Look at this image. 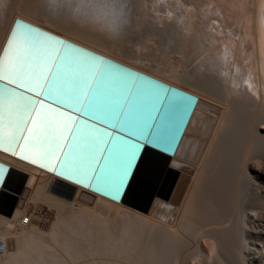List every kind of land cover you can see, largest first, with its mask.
<instances>
[{"label":"bare ground","instance_id":"1","mask_svg":"<svg viewBox=\"0 0 264 264\" xmlns=\"http://www.w3.org/2000/svg\"><path fill=\"white\" fill-rule=\"evenodd\" d=\"M43 1L53 21L121 34L146 93L172 106L120 192L111 161L80 188L0 152V264H264V0ZM79 31L60 37L132 68Z\"/></svg>","mask_w":264,"mask_h":264},{"label":"snow or ice","instance_id":"2","mask_svg":"<svg viewBox=\"0 0 264 264\" xmlns=\"http://www.w3.org/2000/svg\"><path fill=\"white\" fill-rule=\"evenodd\" d=\"M72 48L31 25L13 27L0 49V151L76 183L111 161L120 192L145 146L157 147L149 129L172 105ZM121 131L132 138L117 149ZM4 176L0 166V184Z\"/></svg>","mask_w":264,"mask_h":264},{"label":"rangeland","instance_id":"3","mask_svg":"<svg viewBox=\"0 0 264 264\" xmlns=\"http://www.w3.org/2000/svg\"><path fill=\"white\" fill-rule=\"evenodd\" d=\"M44 1L43 0H0V17H3V18H0V41H5V39H6V37H7V35H8V30H10V28H11V26H12V24H13V22H14V20L15 19H18V20H21V21H23V22H26L27 20H29L30 18L32 19V18H36V21H38L37 22V27H39V28H41V29H43V27L45 28V26H46V28H48V29H46L45 28V30H48L49 32L50 31H52L53 30V32H51V33H55V35H57V36H61V35H65L67 32L69 33V32H78L79 30L81 31H79L80 33H82L83 35H87V36H91V37H93V38H99L100 40H101V42L102 43H104L105 45H106V47H107V49L110 51V54L113 56V57H115V58H120L119 60H121V61H123V62H126L127 61V63L130 65L131 64V66H132V68H134L133 66L135 65V64H132V62H130V60H128L127 59V57H124V56H126L125 55V53H123L124 52V48H123V46H124V44L123 43H121V41L119 42L118 40H119V36L118 35H121V34H117V33H115V31H113V34H112V32H108V33H106L107 31L104 29L103 30V28H98L99 29V31H97L98 29H97V27H94V26H92L91 27V25H90V27H89V29L88 28H86V30H84V29H82V28H80L79 29V27H78V31H77V26L75 25V23H74V25L72 24V23H70V22H68V23H64V22H60V21H53L52 19H50V15H49V13H48V10L45 8V5H44V3H43ZM7 3V4H6ZM41 3H42V6H41ZM1 5H3V7L1 6ZM5 15V16H4ZM10 19V20H9ZM50 21H49V20ZM52 20V21H51ZM45 21V22H44ZM46 22H48V23H46ZM44 23V24H43ZM50 23V24H49ZM52 23V24H51ZM46 24V25H45ZM54 24V25H53ZM61 24V25H60ZM70 24H71V26H70ZM50 25H51V27H50ZM65 25V26H64ZM54 26H55V28H54ZM59 26H61L60 28H59ZM57 27V28H56ZM65 27V28H64ZM95 29H94V28ZM53 28V29H52ZM64 30H63V29ZM66 29V30H65ZM74 29V30H73ZM82 29V30H81ZM101 29V30H100ZM58 31V32H57ZM64 31V32H63ZM89 31V32H88ZM92 31V32H91ZM103 31V32H102ZM106 31V32H105ZM93 32H95V33H93ZM84 33H88V34H84ZM106 33V34H105ZM90 34V35H89ZM94 34V35H93ZM97 36H96V35ZM108 34V35H107ZM112 36H110V35ZM114 34H117V35H114ZM93 35V36H92ZM105 35V36H104ZM109 36V37H108ZM117 36V37H116ZM115 38V39H114ZM117 40V41H116ZM121 47H120V46ZM121 48V49H120ZM122 55V56H121ZM166 55V54H165ZM165 55H162V54H160V56L163 58V61H165L164 59H165V57L166 56H169L168 54L165 56ZM170 56H172L173 58H174V56L173 55H171L170 54ZM173 58H172V60L170 59V57H169V59H168V57H166V60L168 59V61H167V64L169 63V66L165 63V62H163V61H160V65L162 66V63H163V66L162 67H164V65L166 64L167 66H168V68L169 69H171L172 67H174L173 65H174V61H173ZM124 59V60H123ZM126 60V61H125ZM160 60H162V59H160ZM165 63V64H164ZM165 65V66H166ZM167 66H166V68H167ZM137 67V66H136ZM159 66H157V67H151V68H148V70H147V72H150V73H153L154 71V73L155 74H159V76H161L162 77V71H161V69L162 68H158ZM167 68V69H168ZM135 69V68H134ZM153 70V71H152ZM202 70V69H201ZM157 72V73H156ZM203 72L204 71H202L200 74H199V78H201L202 76H203ZM206 73L207 72H205V77H206ZM200 75H202V76H200ZM207 75H208V73H207ZM180 86V85H179ZM179 89H181L180 87H178ZM155 89L158 91V90H162V88L159 86V85H156L155 86ZM172 91H173V88H172ZM199 93V92H198ZM17 164H22V165H24L22 162H16ZM2 165V164H1ZM13 165H14V163H13ZM256 165H258V166H260L259 165V163H257ZM2 166H4V165H2ZM31 167H33V164L32 165H30ZM35 166V165H34ZM13 167V166H12ZM15 167H19V166H17V165H15ZM21 167V166H20ZM263 167H264V164L262 163V165H261V167H259V168H261L262 170H264L263 169ZM4 168H5V175H8L9 174V168H6L5 166H4ZM23 168H24V166H22L21 168H19V169H17V170H14V171H19V170H23ZM25 168H27L26 166H25ZM14 169V168H13ZM10 171H13V170H10ZM5 177V176H4ZM5 185V184H4ZM3 185V187H7V185H5L4 186ZM89 188V187H88ZM3 189V188H2ZM5 189V188H4ZM8 189V190H7ZM87 189V188H86ZM89 189H91V188H89ZM6 190L9 192V188H6ZM88 190V189H87ZM4 191V190H3ZM4 193H7L6 191L4 192ZM3 193V194H4ZM118 195H117V197H120V193H117ZM4 195H6V194H4ZM4 195H3V197H4ZM1 197H0V211L1 210H3L4 209V206H5V203H4V198H2V195H0ZM264 208H262L260 211H263V212H260V211H258L259 212V215H258V212L256 213V219H257V222L255 221L252 225H253V227H252V225H251V227L254 229V230H260L262 227H264L263 225H264V214L263 215H261L262 213H264V210H263ZM261 213V214H260ZM261 218V216H263L262 218H263V220H262V218L260 219L259 217ZM258 223V224H257ZM260 224H261V226H260ZM255 227V228H254ZM258 227V228H257ZM251 228V229H252Z\"/></svg>","mask_w":264,"mask_h":264},{"label":"water","instance_id":"4","mask_svg":"<svg viewBox=\"0 0 264 264\" xmlns=\"http://www.w3.org/2000/svg\"><path fill=\"white\" fill-rule=\"evenodd\" d=\"M23 24L31 25V26L35 27L36 29H38V30H42V31H44L46 33H49V34L53 35L57 39L66 41L68 44H70V45L73 46V48L71 49L72 51H75L76 49H83L86 53H89L90 54V56H88L87 59L92 60L95 57L102 58V62H104V66L107 69H110L115 76L130 78V79H133V80L139 79L141 77V75L139 74V72L137 70H135V69H133V68H131L129 66H126V65H124V64H122L120 62H117V61H115L113 59H110V58H108L106 56H103L101 54H98V53H96L94 51H91V50H89V49H87V48H85L83 46H80V45H78L76 43H73V42L67 40V39H64V38H62L60 36H57V35H55L53 33L48 32V31H46L44 29H41V28H39L37 26H34L32 24L23 22V21L18 20V19H15L14 20V22H13L11 28H10V31H9L7 37H6V40H7L8 36H9L10 32L12 31V29H13L14 26L19 27L20 25H23ZM6 40H5V42H6ZM5 42H4V44H3V46H2L1 49H3V47L5 45ZM92 122L94 123L95 121H92ZM149 131L151 132V129H149ZM119 135H122L124 137L129 138V139L132 138L130 133L124 132V131H121L119 133ZM0 152L7 155V153H5V152H2V151H0ZM54 178L55 179H59L61 181H65V182L71 183V184L76 185V186H78L80 188L90 186V184L88 185V182H86V183L85 182L76 183V182H74V180L67 179V178H65L63 176H58V177H55L54 176Z\"/></svg>","mask_w":264,"mask_h":264}]
</instances>
